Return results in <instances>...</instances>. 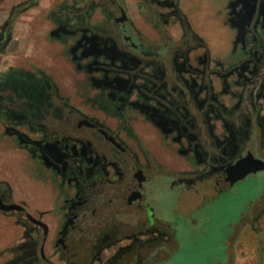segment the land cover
Masks as SVG:
<instances>
[{"label": "flooded vegetation", "instance_id": "af4514ba", "mask_svg": "<svg viewBox=\"0 0 264 264\" xmlns=\"http://www.w3.org/2000/svg\"><path fill=\"white\" fill-rule=\"evenodd\" d=\"M218 7L217 38L209 26ZM8 8L0 155L17 152L19 175L0 174L2 203L17 206L0 216L19 231L3 243L0 264L167 262L180 226L225 195L242 206L221 231L226 250L215 264H233L250 234L263 256L264 170L232 180L237 165L264 162V0ZM19 19L46 23L27 49L12 37Z\"/></svg>", "mask_w": 264, "mask_h": 264}, {"label": "rangeland", "instance_id": "374dc122", "mask_svg": "<svg viewBox=\"0 0 264 264\" xmlns=\"http://www.w3.org/2000/svg\"><path fill=\"white\" fill-rule=\"evenodd\" d=\"M20 0H0V23L5 19L9 8L8 6L17 5ZM215 9V10H214ZM211 13L215 15V20L209 27L214 33H218L221 30L222 18H216L221 14V8H214ZM198 11V9H197ZM197 11L194 14H197ZM201 15L206 19V22H210L212 16L208 12L200 10ZM198 12V15H200ZM31 16H34L31 14ZM214 17V16H213ZM21 22H27L28 27H24ZM34 20L19 19L17 23L12 25V33L14 41L20 42L21 48L23 45L27 49L29 43L33 42L34 36L45 30V20H40V28H34ZM29 31L30 39H24L21 35L23 31ZM208 32V29L206 30ZM37 37V36H35ZM215 44H218V40L215 39ZM15 46V43H11V48ZM16 47V46H15ZM20 48V49H21ZM10 50L11 59H18L20 50ZM23 52V50H21ZM9 151L8 157L2 158L0 155V174L4 171L8 172L12 179H18L19 165L16 162L17 152L12 150ZM27 170V168H26ZM22 181V180H21ZM250 186V185H249ZM25 187V185H22ZM250 188V187H249ZM250 191V190H249ZM33 194L40 196L41 194L33 191ZM242 206V198L240 196H222L221 198L215 199L202 206L200 210L195 214L196 223L193 226L181 225L179 231V247L177 252L167 260L162 262L163 258H159L157 264H215L218 263V259H221L220 254L226 250L222 247V230L226 226V222L229 216H233L239 212ZM221 229V230H220ZM19 231V228L11 220L9 225L6 224L5 220L0 216V253L3 243L7 240L15 238ZM14 236V237H13ZM257 237L249 235L248 239L243 237L239 239L240 243L234 247V259L233 264H264V246L261 251L263 256L257 249V244L254 241ZM256 242V241H255Z\"/></svg>", "mask_w": 264, "mask_h": 264}, {"label": "water", "instance_id": "95a60500", "mask_svg": "<svg viewBox=\"0 0 264 264\" xmlns=\"http://www.w3.org/2000/svg\"><path fill=\"white\" fill-rule=\"evenodd\" d=\"M253 161V162H252ZM251 162H246V164H239L236 166V171L242 170L241 174L239 177L233 178L232 181H235L236 178H242L243 176L249 174V173H256L258 171H263L264 170V162L258 161V160H252ZM12 208H17L16 205L12 206H5L1 199H0V211H8Z\"/></svg>", "mask_w": 264, "mask_h": 264}]
</instances>
